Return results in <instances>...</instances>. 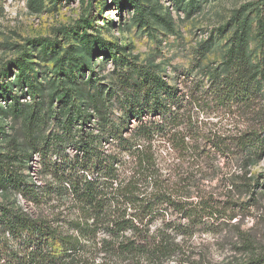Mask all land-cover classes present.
I'll list each match as a JSON object with an SVG mask.
<instances>
[{
  "label": "trees",
  "instance_id": "trees-1",
  "mask_svg": "<svg viewBox=\"0 0 264 264\" xmlns=\"http://www.w3.org/2000/svg\"><path fill=\"white\" fill-rule=\"evenodd\" d=\"M126 1L114 3L121 8ZM28 5L38 11L42 0ZM236 13L223 72L205 67L206 84L178 77L180 88L135 65L136 78L123 79L119 121L110 113L111 92L93 88L79 104L74 90L62 87L55 95L58 130L37 139L36 128L53 113L38 96L24 114V136L39 156L40 181H29L20 168L31 155L9 148L0 152V190L46 209L33 213L0 203V264H203L191 245L197 226L226 224L234 215H224L231 201L220 204L190 191L199 165L232 158L241 161L242 176L264 155V120L258 126L253 119L264 116L257 107L264 98V60L251 61L246 18ZM32 41L53 44L48 37ZM97 44L98 52L113 57ZM61 64L63 80L69 73ZM180 75L188 77L190 70ZM21 79L33 87L23 73ZM236 113L250 116L242 129L235 130ZM161 148L168 150L169 163L159 157ZM246 235L243 247L250 249ZM236 264H264V258L256 254Z\"/></svg>",
  "mask_w": 264,
  "mask_h": 264
},
{
  "label": "rangeland",
  "instance_id": "rangeland-1",
  "mask_svg": "<svg viewBox=\"0 0 264 264\" xmlns=\"http://www.w3.org/2000/svg\"><path fill=\"white\" fill-rule=\"evenodd\" d=\"M28 2L0 0V152L15 147L31 155L19 164L29 181L38 182L41 177L39 156L25 140L24 114L38 96L53 113L36 128L37 139L58 130L55 112L60 102L55 95L62 87L73 89L74 101L79 104L93 88L103 95L111 92L110 113L119 121L123 79L136 78L135 65L155 70L180 88L183 82L179 79L187 84L191 79H203L206 84L205 67L223 72L236 12L246 18L251 61L264 60V0H127L121 8L114 0H42L38 11ZM130 3L140 8L133 10ZM41 37H48L53 44L32 41ZM97 43L110 48L113 57L98 52ZM59 63L69 73L63 80L58 76ZM183 70H190V76L180 75ZM22 73L32 81V88L21 79ZM262 91L264 95V88ZM16 101L19 106H14ZM257 107L264 113V98ZM232 117L235 130L250 121L248 115ZM253 119L262 126L264 116ZM159 157L163 164L172 160L164 148ZM240 164L226 157L214 161L213 167L200 164L201 170L190 183L195 195L210 196L220 204L231 201L224 215H234L221 226H197L191 245L203 264H236L256 254L264 258V155L250 166L247 175L238 176ZM186 166L176 165L175 172ZM248 182L254 187L252 192L247 191ZM5 202L33 213L46 209L34 207L19 194L0 190V203ZM245 235L253 241L250 249L243 247Z\"/></svg>",
  "mask_w": 264,
  "mask_h": 264
}]
</instances>
